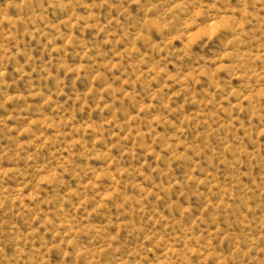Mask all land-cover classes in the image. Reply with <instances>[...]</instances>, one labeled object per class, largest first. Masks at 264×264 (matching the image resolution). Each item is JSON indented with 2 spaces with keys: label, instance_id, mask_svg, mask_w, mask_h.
Masks as SVG:
<instances>
[{
  "label": "rangeland",
  "instance_id": "1",
  "mask_svg": "<svg viewBox=\"0 0 264 264\" xmlns=\"http://www.w3.org/2000/svg\"><path fill=\"white\" fill-rule=\"evenodd\" d=\"M0 264H264V0H0Z\"/></svg>",
  "mask_w": 264,
  "mask_h": 264
}]
</instances>
